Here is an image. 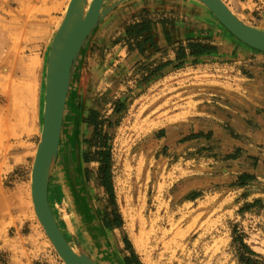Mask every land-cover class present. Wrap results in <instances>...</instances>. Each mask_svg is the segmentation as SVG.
<instances>
[{"label":"rangeland","instance_id":"374dc122","mask_svg":"<svg viewBox=\"0 0 264 264\" xmlns=\"http://www.w3.org/2000/svg\"><path fill=\"white\" fill-rule=\"evenodd\" d=\"M68 1L0 0V264H66L33 216L30 184L46 62ZM127 1L76 66L80 100L54 170L63 190L50 196L65 236L99 264H243L236 238L264 261V103L240 71L246 44L219 22L218 32L200 0ZM225 1L264 30V0ZM144 18L157 41L145 51L127 31ZM191 41L216 51L178 58ZM104 150L113 195L99 180ZM75 166L84 204L67 176Z\"/></svg>","mask_w":264,"mask_h":264},{"label":"water","instance_id":"95a60500","mask_svg":"<svg viewBox=\"0 0 264 264\" xmlns=\"http://www.w3.org/2000/svg\"><path fill=\"white\" fill-rule=\"evenodd\" d=\"M209 5L229 32L249 47L264 52V30L248 24L237 16L223 0H201ZM85 4L72 0L53 39L46 74V105L43 117V130L38 143L33 165L34 195L38 214L56 245L58 253L67 264H99L92 254H88L80 240L73 235L79 253L64 238L49 202V182L53 168L63 155H59L61 135L65 119V100L71 83V76L84 48L102 15L96 9L85 15ZM95 13V14H93ZM190 56L188 60L206 58ZM66 73V74H65ZM70 147V161H78ZM59 158V159H58Z\"/></svg>","mask_w":264,"mask_h":264},{"label":"bare ground","instance_id":"6f19581e","mask_svg":"<svg viewBox=\"0 0 264 264\" xmlns=\"http://www.w3.org/2000/svg\"><path fill=\"white\" fill-rule=\"evenodd\" d=\"M72 0H69L68 1V4H67V7H66V11H65V14H66V12H67V10H68V7H69V4H70V2H71ZM125 1H127V0H76V4L78 3V2H80L81 4H85V15L86 16H88L89 15V13H91L90 11H92L93 9H96V14H99V15H102L103 17L100 19V21H99V23H98V25L96 26V28L94 29V31H93V34H92V36H91V38L93 37V35H95L94 34V32L97 30V29H100V27L102 26V24H103V22L106 20V19H108V17L112 14V13H114L115 11H117L122 5H124V4H126V3H128V2H130V1H127V2H125ZM134 1V0H133ZM196 1V0H195ZM201 1V0H200ZM225 3H226V1L225 0H223ZM124 2V3H123ZM203 4H205V6L208 8V10H209V13H211L213 16H215V18L214 17H212L211 15V18L215 21L216 20V23L217 22H219V24H221L222 26H223V28H225L224 27V25H223V23L222 22H220V20L219 19H217L218 17H217V15L215 14V12L212 10V8L209 6V5H207L205 2H203V1H201ZM122 3V4H121ZM197 3V2H196ZM227 4V3H226ZM228 5V4H227ZM228 7L230 8V10H232L237 16H238V14L228 5ZM203 10H205L206 11V9H203ZM207 12V11H206ZM93 14H95V13H93ZM241 18V17H240ZM242 19V18H241ZM243 20V19H242ZM244 21V20H243ZM246 22V21H245ZM218 24V23H217ZM219 27V26H218ZM220 28V27H219ZM226 29V28H225ZM227 31H229L228 29H226ZM230 33V32H229ZM90 38V39H91ZM89 42H90V40H89ZM88 42V43H89ZM87 47V45L84 47V48H82L83 50H81V53H80V55L79 56H82V53L84 52V50H85V48ZM49 53H50V51H49ZM12 55V54H11ZM10 58H12V56H10ZM9 58V59H10ZM48 58H49V56H48ZM79 59V58H78ZM10 61V60H9ZM79 61V60H78ZM6 63V62H5ZM47 64H46V74H47V66H48V59H47V62H46ZM3 64H4V62H3ZM2 63H0V66H2L3 65ZM7 66V65H6ZM77 66V65H76ZM76 66H75V68H74V71H73V75L71 76V83H70V86H69V89H68V93H67V96H66V100H65V119H64V125H63V132H62V135H61V143H60V149H59V155H60V150H61V147H62V140H63V135H64V130L66 129V128H69L70 126H71V122H70V118H69V113H71V110L73 111V105L74 104H76V103H78V100H80V97H78L77 98V96H76V94H77V92H75V94L73 93L72 94V92H73V89H74V81H75V71H76ZM4 67H5V65H4ZM6 68H8V67H6ZM6 68H4L5 70H6ZM66 74V73H65ZM85 80V79H84ZM46 82V81H45ZM81 84H82V82H81ZM83 85V84H82ZM84 92V91H83ZM80 93H81V90H80ZM76 97H75V96ZM78 95V94H77ZM46 99H47V95H46V83H45V99H44V102H43V117H44V111H45V105H46ZM80 102V101H79ZM67 114H68V118H67ZM43 124V123H42ZM69 124V125H68ZM68 125V126H67ZM42 130H43V125H42ZM42 130H41V133H42ZM70 133V132H69ZM68 143V142H67ZM36 152H37V150H36ZM36 152H35V156H36ZM68 155V154H67ZM35 156H34V159H33V165H34V160H35ZM70 158V157H69ZM59 159V158H58ZM70 161V160H69ZM57 163H58V161H57ZM57 163H56V165H57ZM56 165H55V167H56ZM55 167L53 168V170H52V173H51V177H50V182H49V190H48V192H49V198H50V196H54V197H57L58 196V194H61V192H62V190H63V187H62V184H61V181H60V179H59V177L57 176V174H55L54 173V170H55ZM67 168V167H66ZM72 168H74V167H72ZM70 173V175L68 174L67 176L69 177L68 179H70L69 180V182L71 183V185L73 184V189L75 190V192H77L78 191V187H77V183H78V180H77V178H76V166H75V170H73V171H71V172H69ZM67 174V173H66ZM71 176V177H70ZM73 182V183H72ZM34 183H35V181H34V177H33V168H32V179H31V184H30V197H31V204H32V208H33V212L35 213V215H33V216H35V218L36 219H38V221H39V223H40V225H41V227L43 228V230H44V232H45V234H46V236L48 237V239H49V241L51 242V244L54 246V248H55V250L57 251V253H58V249H57V247H56V245L54 244V242L52 241V239L50 238V236H49V234H48V232H47V230H46V228H45V226H44V223L42 222V220L40 219V217H39V214H38V208H37V205H36V199H35V195H34ZM74 192V194H73V196L76 198V197H78V195L79 194H76ZM72 196V195H71ZM49 202H50V199H49ZM78 202V201H77ZM50 207H51V209H52V212H53V214H54V216H55V218H56V221H57V224H58V226H59V228H60V230H61V232H62V234H63V236H64V238L66 239V241L68 242V243H70L69 242V240L67 239V237L65 236V234H64V231L62 230V227H61V224H60V221L58 220V218H57V216H56V214H55V212H54V209L52 208V206H51V203H50ZM90 213V212H89ZM66 215V214H65ZM67 216V215H66ZM65 217V216H64ZM66 218V217H65ZM71 219V218H70ZM74 220V219H73ZM67 221H68V219H67ZM69 222V221H68ZM71 222V221H70ZM69 222V223H70ZM68 223V224H69ZM71 224H73V223H71ZM69 226H70V224H69ZM72 226V225H71ZM70 226V227H71ZM75 226V225H74ZM5 227V226H4ZM3 228V227H2ZM4 230V229H3ZM6 230V229H5ZM3 233V232H2ZM36 239V238H35ZM82 244V243H81ZM70 245L76 250V252L77 253H79V251L77 250V248H75L71 243H70ZM83 246V245H82ZM84 248V247H83ZM85 250V249H84ZM86 252H87V250H85ZM88 253V252H87ZM59 254V253H58ZM89 254V253H88ZM60 255V254H59ZM60 257H61V255H60ZM62 258V257H61ZM62 260L66 263V261L62 258ZM67 264V263H66Z\"/></svg>","mask_w":264,"mask_h":264},{"label":"trees","instance_id":"16d2710c","mask_svg":"<svg viewBox=\"0 0 264 264\" xmlns=\"http://www.w3.org/2000/svg\"><path fill=\"white\" fill-rule=\"evenodd\" d=\"M153 21L148 18H144L141 22L131 24L128 26V34L129 36L133 37L138 41L139 48L145 51V47H143L144 44H147L148 42L151 43V48L157 47V41L155 39V34L153 33L152 29ZM189 53H187V50L184 48L182 49V52L180 51L178 58H184L187 55H195V56H202L208 53H212L216 51L214 47H211L210 45L204 44L202 42H194L191 41L188 44ZM101 155L104 156L102 158V165L99 168V180L101 182V185L108 189V191L113 195V182H112V162L111 157L107 153V151H101ZM69 163V168H70ZM79 170V169H78ZM78 170L76 169V178L78 180V184L81 190H83L82 195H78V198L76 197V200H79L80 204L86 203L85 195L86 192V184L84 180V176H80L78 173ZM71 177V176H70ZM73 183V182H72ZM70 187L73 191V194L75 190L73 189V184ZM80 190V191H81ZM79 191V192H80ZM77 194V192H75ZM239 240L242 244V247L246 250V252L243 253L241 256V262L243 264H264L263 260L258 259L259 255L254 252L246 243H244L243 238L235 239V241Z\"/></svg>","mask_w":264,"mask_h":264},{"label":"crops","instance_id":"0c3cea01","mask_svg":"<svg viewBox=\"0 0 264 264\" xmlns=\"http://www.w3.org/2000/svg\"><path fill=\"white\" fill-rule=\"evenodd\" d=\"M215 26H216L217 31L221 32V29L218 27L217 23ZM1 43L2 42H0V44ZM243 46H245L244 51L242 52L243 53L242 59L244 60L241 62H238L239 64H241L240 71L243 72V75H245V77H247L245 83L248 84V87L253 89V92H252L254 94L253 96H258L259 102L264 103V53L257 51L246 45H243ZM3 51H4L3 45L2 46L0 45L1 55L3 54ZM2 58L3 57L1 56L0 63H3V61L1 60ZM219 121L222 122L223 126H221L222 124L220 125L219 123H218V126L217 125L216 126L218 127V129L221 130L223 129L225 122L223 120H219ZM195 124H196L195 126H197L196 122ZM213 128L214 127H212V129Z\"/></svg>","mask_w":264,"mask_h":264}]
</instances>
